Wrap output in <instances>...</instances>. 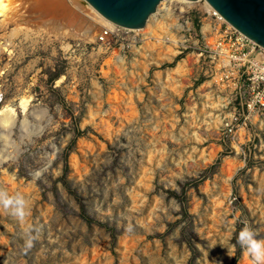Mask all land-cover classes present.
I'll return each mask as SVG.
<instances>
[{
    "label": "rangeland",
    "instance_id": "1",
    "mask_svg": "<svg viewBox=\"0 0 264 264\" xmlns=\"http://www.w3.org/2000/svg\"><path fill=\"white\" fill-rule=\"evenodd\" d=\"M198 1L174 13L171 61L158 36L117 25L95 41L0 26V189L29 212H0V264H253L236 236L264 240V110L203 50L204 24L214 39L226 22Z\"/></svg>",
    "mask_w": 264,
    "mask_h": 264
},
{
    "label": "bare ground",
    "instance_id": "2",
    "mask_svg": "<svg viewBox=\"0 0 264 264\" xmlns=\"http://www.w3.org/2000/svg\"><path fill=\"white\" fill-rule=\"evenodd\" d=\"M179 1L193 3V1L188 0ZM71 2L70 5L67 0H0V26L5 27L7 22L19 19L22 20L24 25L19 24L14 29V35L24 33L30 36L51 31L52 26H44L35 22L28 23L27 21H30L29 18H32L36 22H42L46 25H57L56 27L59 29H64V31H58L63 38L72 37L82 41H95V35L100 29L99 27L114 31L115 24L102 17L93 8L90 6L83 8L80 0H71ZM164 2L163 0L159 3L156 12L149 17L143 28L135 30L154 37L158 36L159 44L165 46V49L158 54L160 57L170 60L179 53L177 50L179 40L173 32L174 30H180L182 25L178 23V19L169 8H166V14L162 17V20L157 19V12ZM205 4L207 6V3ZM205 9H208V6ZM52 16L54 18L51 20ZM212 29L210 23H205L203 26V31H212ZM212 40L210 38V41ZM8 46H10L8 40L4 44L0 42V53L7 49ZM223 62H226V60L224 59ZM26 102L23 99V107H25ZM243 264H251V262L245 258Z\"/></svg>",
    "mask_w": 264,
    "mask_h": 264
},
{
    "label": "built area",
    "instance_id": "3",
    "mask_svg": "<svg viewBox=\"0 0 264 264\" xmlns=\"http://www.w3.org/2000/svg\"><path fill=\"white\" fill-rule=\"evenodd\" d=\"M179 3L180 5L169 4L165 8L161 7L157 12V16L165 13L166 8H169L173 14L176 10L179 11L180 15L184 14L186 12L185 7L181 5L186 3ZM207 6L208 9H203V12L211 17L222 19L208 3ZM181 8H183V11H181ZM179 19L178 23L182 25L180 32L184 30V25L179 22ZM216 31L218 37L210 41L209 35L212 33L207 30L204 32L202 29L200 30L203 39V50L207 51L210 58L219 65L223 63L224 59L226 60L225 65L219 67L229 68L230 72L225 75V78H231L233 81L231 83L232 88L238 91L236 97L244 99L242 103L245 110H248V112L264 110V48L238 32L228 23L224 28L220 27ZM107 35L108 30L103 29L98 34V39L104 40ZM234 110L236 109L234 108ZM226 125L231 127L232 123L229 122Z\"/></svg>",
    "mask_w": 264,
    "mask_h": 264
},
{
    "label": "water",
    "instance_id": "4",
    "mask_svg": "<svg viewBox=\"0 0 264 264\" xmlns=\"http://www.w3.org/2000/svg\"><path fill=\"white\" fill-rule=\"evenodd\" d=\"M111 23L141 29L163 0H83ZM198 1V0H188ZM229 25L264 48V0H204Z\"/></svg>",
    "mask_w": 264,
    "mask_h": 264
},
{
    "label": "clouds",
    "instance_id": "5",
    "mask_svg": "<svg viewBox=\"0 0 264 264\" xmlns=\"http://www.w3.org/2000/svg\"><path fill=\"white\" fill-rule=\"evenodd\" d=\"M39 173H37V176ZM28 203L25 198L19 194H9L8 191L0 189V212H6L22 225L25 224L26 217L29 215ZM24 232L27 236L25 245L31 248L35 237L29 233L32 231L31 227H25ZM258 233L252 230L249 226H245L238 232L236 236V244L243 250L245 256H248L253 261V264H264V240L257 238ZM222 248H226V255L231 258L235 255L236 246L224 241L218 242ZM217 245L216 242L211 243L209 248ZM222 264V262H221Z\"/></svg>",
    "mask_w": 264,
    "mask_h": 264
}]
</instances>
